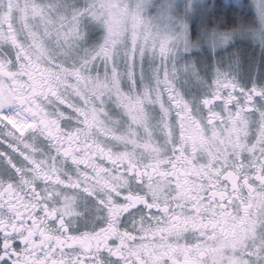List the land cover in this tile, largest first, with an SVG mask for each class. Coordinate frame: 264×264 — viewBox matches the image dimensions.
<instances>
[{
  "label": "snow or ice",
  "instance_id": "6c2138e0",
  "mask_svg": "<svg viewBox=\"0 0 264 264\" xmlns=\"http://www.w3.org/2000/svg\"><path fill=\"white\" fill-rule=\"evenodd\" d=\"M246 3L264 47V0ZM103 7L93 3L80 11L63 0H0V264H174L165 224L175 223L177 189L166 170L177 154L188 153L177 136L187 118L206 132L236 129L244 141L238 152L211 162L219 165L216 183L202 188L201 203L216 202L209 193L229 191V172L237 177L232 193L244 191L241 179L264 192V72L259 83L244 86L222 60L206 67L187 59L193 37L218 47L223 35L198 34L195 24L191 33L187 26L175 32L146 26L143 3L134 10L108 6L131 16V39L109 29L102 43L82 46V55L73 57L85 39L80 18L99 21ZM170 12L171 6H161L162 17ZM117 57H123L122 70ZM146 57L152 76L138 87L137 60ZM36 72L39 84L32 82ZM253 111L258 123L250 139ZM192 156L193 163L205 158L197 148ZM191 203L185 200L180 210ZM182 237L175 235L177 246ZM231 251L229 264H264V218Z\"/></svg>",
  "mask_w": 264,
  "mask_h": 264
},
{
  "label": "flooded vegetation",
  "instance_id": "af4514ba",
  "mask_svg": "<svg viewBox=\"0 0 264 264\" xmlns=\"http://www.w3.org/2000/svg\"><path fill=\"white\" fill-rule=\"evenodd\" d=\"M263 63L264 59L259 61L250 76H244L238 71L240 73L236 76L238 82L244 86H250L254 82L259 83ZM40 76L39 72L31 74L32 82L39 84ZM249 120L250 139H254L258 123L255 111L249 114ZM177 136L180 141L178 147L186 144L188 153L177 154L172 166L166 170V174L173 177L171 182L177 189L175 193L177 199L171 205L177 211L170 214V219L175 223L165 224L174 246L173 262L174 264H229L232 258L231 250L243 241L245 235L260 222L261 218H264V192L257 190L259 184H247L241 179L240 184L244 187V191L232 193L231 189L236 186L237 179L232 172L225 173L230 175L232 181L227 193L223 190L214 194L209 193L210 196H215V203L210 204V201L201 203V190L216 183L213 176L219 165L214 169L211 167V162L217 159L223 161L228 152L240 150V146L244 143L241 139L242 133L236 129L225 131L223 135H220L218 130L206 132L198 122L187 118L179 128ZM193 148L202 150L205 158L193 163ZM233 197H237L235 203H232ZM185 200L193 203L181 211L180 208ZM224 200L228 203H221ZM177 233H183L178 246L175 240ZM151 253L152 249L149 247L144 255L149 257Z\"/></svg>",
  "mask_w": 264,
  "mask_h": 264
},
{
  "label": "rangeland",
  "instance_id": "374dc122",
  "mask_svg": "<svg viewBox=\"0 0 264 264\" xmlns=\"http://www.w3.org/2000/svg\"><path fill=\"white\" fill-rule=\"evenodd\" d=\"M23 3V0H21ZM207 3L208 7L203 13L198 11L199 5ZM96 4L97 9H103L98 12V16L103 19L96 21L88 16H82L80 18V25L84 31L85 39L72 50L71 55L78 57L82 55L81 47L93 48L102 43L104 37L109 35V29L113 34L118 35L121 40L127 33L129 39H131L132 29L134 27L133 21L130 15H125L123 11H116L114 8L108 7L109 5H116L122 3L128 6L129 10H134L138 4L143 3L141 22L146 26H151L154 29L167 28L170 31L175 32L177 29H183L187 26L189 33L193 24H195L198 34H203L206 30L209 33H219L223 35L224 39L217 47L213 44L205 43L204 45L196 44L195 41L198 37H193L192 44L184 55L189 60L199 59L206 67L209 65H215L218 60L225 62V67L232 69V74L236 77L239 76V72L246 76L251 75L248 69L244 66L243 61L246 55L250 54L255 48L257 54L262 58L264 55V47L259 44L258 39L254 36V31L251 25L254 23L252 16H249V8L246 0H63V4L66 8L72 10H85L88 6ZM216 3V10H223L226 8L224 5L232 3L237 7L236 13L233 17L237 20L235 25L227 26L225 22H222L223 29H219L220 19L219 15L216 16L212 11V5ZM223 3V4H222ZM171 6V12L162 17L161 6ZM192 5V7H191ZM254 15V14H253ZM22 16V10H21ZM239 18V19H238ZM243 21H242V20ZM179 35V33H177ZM207 48L208 52L205 54L204 49ZM227 49V51H224ZM192 52L199 53L198 57L192 56ZM217 52L221 55L217 56ZM211 57V59H209ZM233 57V60H230ZM185 61L182 60L181 64ZM116 63L123 69V57H117ZM152 58L146 57L144 59L137 60V76L140 79L138 87L147 86L150 83L152 76ZM99 70L103 71V66L99 65ZM245 69V70H244ZM121 87L124 90L128 88L127 80L121 76ZM108 110L113 116H118L119 112L115 105L109 102Z\"/></svg>",
  "mask_w": 264,
  "mask_h": 264
},
{
  "label": "trees",
  "instance_id": "16d2710c",
  "mask_svg": "<svg viewBox=\"0 0 264 264\" xmlns=\"http://www.w3.org/2000/svg\"><path fill=\"white\" fill-rule=\"evenodd\" d=\"M229 4H232V3H229ZM232 5H234V4H232ZM236 10H237V7L234 5V10H229L228 8H224L223 10L222 9L218 10V11L216 10L214 12V14H216V16L219 15V17H217L218 19H220V22H221L219 24V26H220L219 29H223L222 28L223 27L222 22H225V25L230 26V27L232 25L236 24L237 20L233 17L234 13H236ZM263 59H264V55L261 58L260 55L257 54V50L254 48L252 50V52L250 54L246 55V57H244V59H243V61H245V63H244L245 69L247 67L248 69H250L249 72H251V71L253 72V70L256 67V65L258 64V62L262 61ZM230 60L234 61L233 57H230ZM262 72H264V66H262V68H261V73ZM247 75L250 76L249 74H247Z\"/></svg>",
  "mask_w": 264,
  "mask_h": 264
}]
</instances>
